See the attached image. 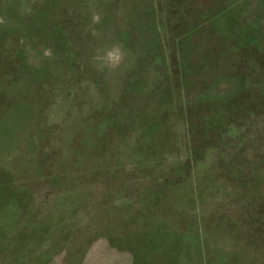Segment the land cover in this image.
Returning <instances> with one entry per match:
<instances>
[{
    "label": "rangeland",
    "instance_id": "1",
    "mask_svg": "<svg viewBox=\"0 0 264 264\" xmlns=\"http://www.w3.org/2000/svg\"><path fill=\"white\" fill-rule=\"evenodd\" d=\"M0 264H264V0H0Z\"/></svg>",
    "mask_w": 264,
    "mask_h": 264
},
{
    "label": "clouds",
    "instance_id": "2",
    "mask_svg": "<svg viewBox=\"0 0 264 264\" xmlns=\"http://www.w3.org/2000/svg\"><path fill=\"white\" fill-rule=\"evenodd\" d=\"M125 53L118 47H113L104 53L102 61L97 64V67H108L110 70L117 68L125 58Z\"/></svg>",
    "mask_w": 264,
    "mask_h": 264
}]
</instances>
